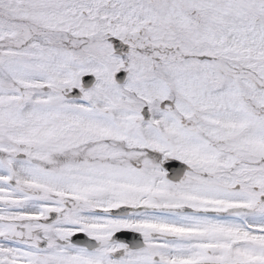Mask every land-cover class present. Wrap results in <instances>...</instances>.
I'll return each mask as SVG.
<instances>
[{"label":"snow or ice","instance_id":"obj_1","mask_svg":"<svg viewBox=\"0 0 264 264\" xmlns=\"http://www.w3.org/2000/svg\"><path fill=\"white\" fill-rule=\"evenodd\" d=\"M0 264H264V0H0Z\"/></svg>","mask_w":264,"mask_h":264}]
</instances>
